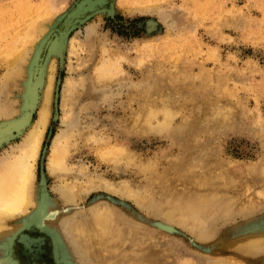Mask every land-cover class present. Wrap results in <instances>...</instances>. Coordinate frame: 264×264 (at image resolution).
<instances>
[{"label": "rangeland", "instance_id": "374dc122", "mask_svg": "<svg viewBox=\"0 0 264 264\" xmlns=\"http://www.w3.org/2000/svg\"><path fill=\"white\" fill-rule=\"evenodd\" d=\"M73 1L0 0V105L18 109L0 127L29 112L0 137V158L38 118L54 53L35 204L9 219L0 264L16 237L33 248L13 245L22 264H264V0H108L111 14L86 10L63 35ZM50 17L29 93L6 69ZM61 133L65 165L52 170ZM38 201L55 260L49 237L24 226Z\"/></svg>", "mask_w": 264, "mask_h": 264}, {"label": "bare ground", "instance_id": "6f19581e", "mask_svg": "<svg viewBox=\"0 0 264 264\" xmlns=\"http://www.w3.org/2000/svg\"><path fill=\"white\" fill-rule=\"evenodd\" d=\"M104 1H108V0H83L82 4H80L78 7L73 9L67 15L66 17L67 19L65 22L61 20L63 22V25L60 27V29L62 28L63 35H64V32L67 30L66 28L69 26L68 24L73 16L80 15L81 13L83 14V12H85L86 10H90L92 8L94 9L95 6L102 4ZM112 2L115 4L116 0H113ZM89 12L90 11H88L87 13ZM54 20H55L54 17L46 18L45 20L39 23H36V25L31 26L30 29L27 30L28 32L24 35L25 37L24 48L19 50V52L17 51L18 52L17 55H15L14 59L10 63H8V66L6 69L7 76L5 77L6 82H8V78L10 76H14V74H19L20 78L22 77L24 80L26 79L23 76H26V78L29 80L28 92L29 93L32 92L31 90L33 87V81L36 78V74H39L37 69H34L35 67H32V63H35L37 65L38 55L41 51L44 38L50 32V29H51V26L53 25ZM53 41H55V38L53 39ZM55 44H58V43L56 42ZM35 51L37 53L34 54ZM31 54H34V55L31 56ZM53 56H54V53L53 55L49 56L45 64V68H44V73L46 75V78L44 80L45 82L43 83L42 89H41L42 94H41V99H40L41 100L40 101V111H39L38 118L36 119V121H33L31 124H29L27 130L22 133L21 140L17 142L16 144L12 145L10 151L5 153V155L0 158V237L4 239H5L6 234L7 235L8 233L11 234L15 230L14 225H12L11 222H9V219L13 217L15 214L27 213L30 207L35 204L34 168H35V160L40 150L44 131L49 122V117L51 114V100H52V92L54 88V59H53ZM22 59L23 61H21ZM24 63L28 64V66L26 68H23V70H21V68L24 66ZM110 68H112V66ZM66 80H68V78ZM69 87L71 86L69 85ZM38 89H40V86ZM63 93H65V91ZM65 101H66V98H65ZM65 101L63 99V102ZM67 101H68V97H67ZM28 102L29 101L27 99L26 103L28 104ZM2 106L3 105H0V115L5 118L11 117L18 110V109H14L13 106H10V107L7 105H6L7 107L5 105L3 107ZM24 112H23L24 115L21 116L19 121L7 122L5 123L4 126L0 127V137H2V135H5V134H6L5 136L7 137L8 135H10V133L12 134L14 131H19L20 128L24 124L27 123L29 112L28 110L26 111L24 110ZM54 140L55 141H52L54 143L52 145V150L49 155L47 165L52 170H55V169L61 170L64 168V165H65V162H64L65 134H62V133L58 134ZM111 153H113V151ZM261 240H263V237H261ZM252 241H253L252 239H246L245 243L248 244L250 242L248 245H251ZM243 243H244V238H236L234 241H231L230 245L235 248H239V247L244 246Z\"/></svg>", "mask_w": 264, "mask_h": 264}, {"label": "water", "instance_id": "95a60500", "mask_svg": "<svg viewBox=\"0 0 264 264\" xmlns=\"http://www.w3.org/2000/svg\"><path fill=\"white\" fill-rule=\"evenodd\" d=\"M82 2H83V0H74L73 2H72V4H71V6L68 8V10L66 11V14L68 13V12H70V11H72L73 9H75L76 7H78L80 4H82ZM96 10H101V12H98V13H112L113 12V10H114V8H112L111 7V4H110V6H109V4L108 5H106V4H102V5H98V6H95L94 7V9H92V11H91V13L92 12H95ZM91 13H89V14H91ZM65 15V14H64ZM90 17H92V16H90ZM88 19V18H87ZM84 22V21H83ZM82 23V22H81ZM81 23H78L76 26H78L79 24H81ZM75 26V27H76ZM74 27V28H75ZM53 29V28H52ZM51 33V32H50ZM59 58H61L62 59V54H59ZM39 187H41V188H43L44 187V185H40ZM38 187V188H39ZM39 207H40V202L38 201L37 203H36V206H35V208H34V210H33V212H30L27 216H26V219H24V221L23 222H25L24 223V226H25V228L26 229H32V228H36L41 234H43L44 236H48L49 237V244H50V246H51V255H52V258H53V260H55V254H54V250H53V246H54V239H53V235H51L47 230H45V229H43L41 226H43V225H38V224H36L37 222H35L34 220H33V215H34V213L37 211V209H39ZM29 218V219H28ZM45 227V226H44ZM47 228V227H46ZM39 236V235H38ZM58 237V236H57ZM43 239H45V238H43ZM13 240V241H12ZM10 245H9V248H8V253H7V255H6V257L8 258V260L12 263V264H22L21 263V261H20V259L18 258V257H16L14 254H13V245L16 243V242H19V243H21V244H23V246H24V248L26 249V252H27V254L30 252V251H32V248H30V246L28 247V246H26L25 245V243L23 242V241H21L19 238H14V239H10V240H8L7 241ZM5 244V246H6V243H4ZM32 264H33V262H32ZM70 264V263H69Z\"/></svg>", "mask_w": 264, "mask_h": 264}]
</instances>
